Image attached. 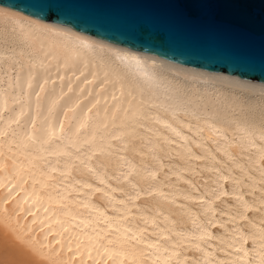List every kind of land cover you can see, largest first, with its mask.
Listing matches in <instances>:
<instances>
[{
  "label": "bare ground",
  "instance_id": "bare-ground-1",
  "mask_svg": "<svg viewBox=\"0 0 264 264\" xmlns=\"http://www.w3.org/2000/svg\"><path fill=\"white\" fill-rule=\"evenodd\" d=\"M0 234L24 264H264V84L0 5Z\"/></svg>",
  "mask_w": 264,
  "mask_h": 264
},
{
  "label": "water",
  "instance_id": "water-1",
  "mask_svg": "<svg viewBox=\"0 0 264 264\" xmlns=\"http://www.w3.org/2000/svg\"><path fill=\"white\" fill-rule=\"evenodd\" d=\"M170 62L264 84V0H0Z\"/></svg>",
  "mask_w": 264,
  "mask_h": 264
},
{
  "label": "rangeland",
  "instance_id": "rangeland-1",
  "mask_svg": "<svg viewBox=\"0 0 264 264\" xmlns=\"http://www.w3.org/2000/svg\"><path fill=\"white\" fill-rule=\"evenodd\" d=\"M4 240L5 239L0 238V264H24V263H21L20 260L18 261L16 258H14L15 259L14 260L13 258L10 257V255L6 254V253H9L7 248L10 246V243H6V241L4 242ZM4 244H6L7 246ZM15 261H18V262H15Z\"/></svg>",
  "mask_w": 264,
  "mask_h": 264
}]
</instances>
